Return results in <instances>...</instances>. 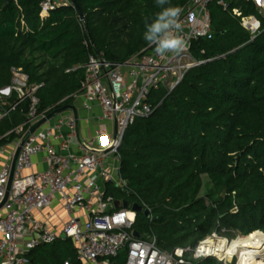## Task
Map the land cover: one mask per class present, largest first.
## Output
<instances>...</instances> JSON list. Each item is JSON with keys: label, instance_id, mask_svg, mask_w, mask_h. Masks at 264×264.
<instances>
[{"label": "trees", "instance_id": "16d2710c", "mask_svg": "<svg viewBox=\"0 0 264 264\" xmlns=\"http://www.w3.org/2000/svg\"><path fill=\"white\" fill-rule=\"evenodd\" d=\"M41 1L0 0V90L10 84L12 68H20L38 86L37 114L73 104L89 54L122 63L147 51L145 32L158 14L190 0H75L78 8L45 13ZM229 2L228 10L209 4L211 31L190 47L198 64L170 95L152 90L154 111L126 128L118 148L125 189L105 184L113 199L149 209L156 219L137 214L133 230L153 236L164 251L185 249L177 264H224L192 256L213 232L228 239L264 232V31L251 38L241 17L254 14L253 6ZM16 101L15 93L1 95L0 112ZM27 112L26 98L0 118V146L27 130ZM203 176L209 190L201 195ZM67 259L82 264L73 241L63 237L27 254L28 264ZM110 261L123 264L125 251Z\"/></svg>", "mask_w": 264, "mask_h": 264}, {"label": "built area", "instance_id": "2783aa9c", "mask_svg": "<svg viewBox=\"0 0 264 264\" xmlns=\"http://www.w3.org/2000/svg\"><path fill=\"white\" fill-rule=\"evenodd\" d=\"M243 1L253 6L254 14L241 17V25L254 38L264 31V0ZM211 2L223 10L230 8L229 0H190L181 8L177 18L181 28L176 34L183 38L185 46L179 52H168L161 57L150 44L147 51L122 63L89 54L83 65L85 76L78 94L83 95L85 108L97 103L100 121L113 124L115 131L97 126L91 136L75 143V152L70 147L76 138L77 123L71 114H59L28 133V128L44 115L37 114L38 86L30 85L20 68H12L11 82L0 94L15 93L17 101L3 109L0 118L27 98V119L23 123L27 130L13 141L12 154L0 164L1 203L16 146L24 140L15 159L8 198L0 207V264H28L30 250L61 237L73 241L76 260L86 264H111L110 259L122 251H125L123 264L184 263L185 249L177 248L170 253L160 249L153 236L135 238L132 226L136 214L130 208H114V199L105 194V184L111 183L122 190L126 187V181L120 176L118 148L133 120L154 111L155 106L149 102L151 91L161 88L164 97L170 95L185 72L198 64L190 47L193 41L211 31L208 9ZM68 4H71L69 0H42L40 7L45 13ZM233 13L240 16L237 9ZM1 150L2 146L0 157ZM40 153L47 167L24 174L32 167L33 157ZM54 199L68 213L59 231L33 215L50 207ZM75 209L83 210L84 217L74 215ZM231 241L213 232L198 242L192 256L195 259L214 257L224 264H232L237 252L224 253ZM63 264L72 262L67 259Z\"/></svg>", "mask_w": 264, "mask_h": 264}, {"label": "crops", "instance_id": "0c3cea01", "mask_svg": "<svg viewBox=\"0 0 264 264\" xmlns=\"http://www.w3.org/2000/svg\"><path fill=\"white\" fill-rule=\"evenodd\" d=\"M73 105L77 110V126H76V138L74 143L70 147L71 152L76 151L75 143L77 141H84L87 137L91 136L93 130L101 125L105 127L109 132L115 131V126L110 123H102L99 119L101 111L97 103H92L89 108H85L83 95L80 93L74 97ZM73 115L71 111L63 113L64 116ZM13 143V142H12ZM12 143L2 147L0 164L8 159L12 154ZM32 167L25 170L23 173L38 172L44 170L47 167V163L44 160L43 154H37L32 159ZM74 215L84 217L85 212L80 209L73 211ZM34 217L40 221H43L51 229L59 231L61 226L68 218V213L63 209L61 202L58 199H54L50 207L33 213ZM74 244V243H73ZM82 264H86L81 262ZM111 264H113L111 262Z\"/></svg>", "mask_w": 264, "mask_h": 264}, {"label": "clouds", "instance_id": "9594fccd", "mask_svg": "<svg viewBox=\"0 0 264 264\" xmlns=\"http://www.w3.org/2000/svg\"><path fill=\"white\" fill-rule=\"evenodd\" d=\"M157 2L163 5L167 0H157ZM180 12L179 7L164 9L145 32V40L155 46V52L161 57L168 52H179L185 46L183 38L176 34L181 28L177 20Z\"/></svg>", "mask_w": 264, "mask_h": 264}, {"label": "water", "instance_id": "95a60500", "mask_svg": "<svg viewBox=\"0 0 264 264\" xmlns=\"http://www.w3.org/2000/svg\"><path fill=\"white\" fill-rule=\"evenodd\" d=\"M71 5H73L75 8H78V5L76 3L75 0H69ZM80 20L84 23L85 19L82 13L79 14ZM66 111H71L73 114V117L76 120L77 123V110L75 108V106L73 104H67V105H63L61 107H57L54 108L53 110H51L49 113L44 114L42 117H40L39 119H37L29 128H28V133L31 134L33 133L36 129L40 128L42 125H44L45 123H47L48 121H50L52 118H54L55 116L59 115V114H63ZM24 140H21L15 149V153L12 159V164H11V171H10V175L8 177L7 183H6V190H5V196L2 200V202L0 203V207L2 206V204L6 201V199L8 198L9 192H10V188H11V184H12V180H13V175H14V165H15V159L16 156L20 150V147L22 145ZM113 205L114 208L116 209H120V208H126L129 209L131 211H133L136 215L137 214H142L144 217L151 219V220H155L156 217L152 216L149 209L144 207L143 205H140L137 202H129L126 199H114L113 201ZM226 214V213H225ZM132 234L135 238H149L151 235L146 233V234H140L137 230H133Z\"/></svg>", "mask_w": 264, "mask_h": 264}, {"label": "bare ground", "instance_id": "6f19581e", "mask_svg": "<svg viewBox=\"0 0 264 264\" xmlns=\"http://www.w3.org/2000/svg\"><path fill=\"white\" fill-rule=\"evenodd\" d=\"M239 250V264H264V233L254 231L245 238L236 237L231 242L226 255Z\"/></svg>", "mask_w": 264, "mask_h": 264}, {"label": "rangeland", "instance_id": "374dc122", "mask_svg": "<svg viewBox=\"0 0 264 264\" xmlns=\"http://www.w3.org/2000/svg\"><path fill=\"white\" fill-rule=\"evenodd\" d=\"M0 96H1V94H0ZM5 145H7V144H5ZM5 145H3V146H5ZM2 146V147H3ZM209 190V185H208V180H207V178H206V176H203V187H202V192H201V195H204L207 191ZM264 233V232H263ZM247 235H241V234H238L236 237H242V238H245ZM222 238H226V239H228L227 237H225V236H221ZM228 240H233V239H228ZM239 250L237 251V253H236V255L233 257V259H232V264H236L237 262H238V264H239Z\"/></svg>", "mask_w": 264, "mask_h": 264}]
</instances>
